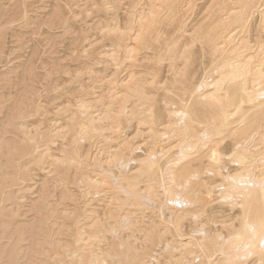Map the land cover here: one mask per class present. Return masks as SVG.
Returning <instances> with one entry per match:
<instances>
[{"label": "bare ground", "instance_id": "bare-ground-1", "mask_svg": "<svg viewBox=\"0 0 264 264\" xmlns=\"http://www.w3.org/2000/svg\"><path fill=\"white\" fill-rule=\"evenodd\" d=\"M72 2L54 3L45 24L66 30ZM91 3L88 74L98 83L112 70L106 93L90 84L49 119L32 57L1 79L0 264H264V0ZM24 12L0 0V26ZM133 124L148 130L143 155L131 140L92 152L95 138ZM36 171L22 222L18 195ZM102 193L109 201L86 221Z\"/></svg>", "mask_w": 264, "mask_h": 264}, {"label": "rangeland", "instance_id": "rangeland-1", "mask_svg": "<svg viewBox=\"0 0 264 264\" xmlns=\"http://www.w3.org/2000/svg\"><path fill=\"white\" fill-rule=\"evenodd\" d=\"M57 1L58 0H21V2H24L25 4L24 13L26 14H24V16L26 15V17L17 18L15 22L3 23L0 26V37L3 40L4 46V53H2L0 56V93L6 94L9 91V89L6 87L1 88V85H3V82L1 81L2 77L7 76L8 71L12 69L14 72L15 70L20 71L21 68L18 69L17 67L21 64L24 65L26 60H28L29 57H32L33 69L37 74V80L32 84L35 88V105L37 104L42 107H46L48 111L46 114L49 119L56 118L57 111L61 109V107L64 108L68 105L65 102L68 97L71 99V103L75 104L76 97L78 96L76 94H79L77 90L80 92L90 84L91 88L87 89L90 92L97 91L100 93L103 91V89H108L107 79H110L113 74L112 70L110 69L105 72L106 76H108L106 80L98 83H91L89 80L88 70H90L89 66L93 64V62H91V55L89 53V44L92 43L94 38V24L92 23V21H94V15L92 14V0H73L71 3V8L69 7L70 5L66 7L68 9H66L67 12L71 10V12H68L69 18H71L70 25L66 30L50 29L45 24L46 19L49 17L50 12L53 9L54 3ZM65 3L66 2L63 1L61 4ZM30 54H33L34 56ZM83 62H87V64L84 65ZM83 66H85V68ZM104 67V64L97 66V68L101 70H104ZM126 73L127 72L125 71L120 74V78H125ZM9 76L14 78L15 74L12 73ZM196 77L198 79V75ZM80 87L82 89L79 90ZM92 87L95 89L92 90ZM106 89L103 93H106ZM89 97L95 98L98 97V95ZM89 97L86 96V98ZM1 101L4 102V104L0 105V107H4L5 104H8L6 103V99ZM93 112L94 116L100 114V112L96 111L95 109ZM39 118V116L31 115V117H29V121L32 122ZM147 131L148 130L138 133L136 124H133L130 128L120 129L114 134H111L109 131H107L103 138L97 137L91 142L90 145L93 147L92 152L94 154L99 153L98 155L105 156L106 151H114L122 144L123 141L131 140V142L135 145V148L137 146L142 148L136 150L135 154L137 156L143 155L145 153L143 151H146L149 147V144H145V142L149 141L150 139L147 138L148 134L145 133ZM164 142L165 141H162L160 144H165ZM229 166L231 167L232 165ZM34 174L36 180L31 183L29 188H24L21 192H19L18 195L20 199L16 203V208L20 211L21 217L19 220L22 222H28L32 218L33 213L30 211L32 201L37 195L36 192L41 183V178L43 177L42 172L38 173L36 171ZM102 196L103 199L100 202L97 200H90L87 202L86 209L83 208L86 211L83 219L88 221L92 210L102 209L104 207L103 205L107 204L109 201L108 197H106L105 193H102ZM90 197L91 196H89V198ZM84 201L85 198L83 197L82 200H80L81 207H84ZM208 210L209 212L220 211L221 202L218 200L213 202ZM146 214L149 216V211H146ZM220 226L221 223L216 221L209 224L210 228H219ZM28 245L29 240H25L22 243L23 249L25 250ZM21 262L24 261L22 260Z\"/></svg>", "mask_w": 264, "mask_h": 264}]
</instances>
